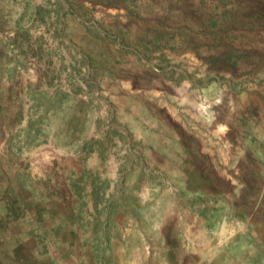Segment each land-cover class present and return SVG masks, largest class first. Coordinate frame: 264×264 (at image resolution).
Here are the masks:
<instances>
[{
    "label": "rangeland",
    "instance_id": "374dc122",
    "mask_svg": "<svg viewBox=\"0 0 264 264\" xmlns=\"http://www.w3.org/2000/svg\"><path fill=\"white\" fill-rule=\"evenodd\" d=\"M0 264H264V0H0Z\"/></svg>",
    "mask_w": 264,
    "mask_h": 264
}]
</instances>
